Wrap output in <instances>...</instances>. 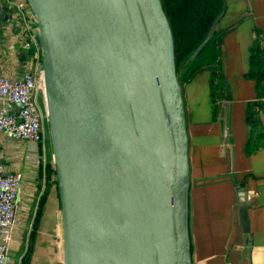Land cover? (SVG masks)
Wrapping results in <instances>:
<instances>
[{"label": "water", "instance_id": "water-1", "mask_svg": "<svg viewBox=\"0 0 264 264\" xmlns=\"http://www.w3.org/2000/svg\"><path fill=\"white\" fill-rule=\"evenodd\" d=\"M28 2L42 50L64 264H192L186 110L162 0ZM229 101L220 120L233 171ZM239 189L247 207L248 188ZM244 245L249 252L248 233Z\"/></svg>", "mask_w": 264, "mask_h": 264}, {"label": "crops", "instance_id": "crops-1", "mask_svg": "<svg viewBox=\"0 0 264 264\" xmlns=\"http://www.w3.org/2000/svg\"><path fill=\"white\" fill-rule=\"evenodd\" d=\"M206 1L222 8L217 29L219 60L230 97L229 140L235 146L236 160L231 171L223 121L215 115L212 102L213 70L202 67L182 83L189 140L191 263L264 264V101H259L257 80L250 73L254 47L258 41L264 47V0ZM0 9L4 12L0 17V76L19 77L38 62L22 46L23 22L16 10L5 0H0ZM251 113L257 119L254 123ZM0 163L7 172L22 174L16 219L6 235L12 254L8 264H23L29 249L30 264H64L53 151L44 142L37 150L1 134ZM239 187L248 188L247 207H242ZM247 233L252 246L245 253Z\"/></svg>", "mask_w": 264, "mask_h": 264}, {"label": "built area", "instance_id": "built-area-1", "mask_svg": "<svg viewBox=\"0 0 264 264\" xmlns=\"http://www.w3.org/2000/svg\"><path fill=\"white\" fill-rule=\"evenodd\" d=\"M5 2L16 10V15L22 20V46L34 50L38 65L19 77L0 76V135L18 138L38 150L43 141V114L38 97V68L41 70L42 50L36 23L32 11L27 12L30 7L28 0ZM21 183L20 172H7L0 163V264H8L12 260L6 235L16 219Z\"/></svg>", "mask_w": 264, "mask_h": 264}, {"label": "trees", "instance_id": "trees-1", "mask_svg": "<svg viewBox=\"0 0 264 264\" xmlns=\"http://www.w3.org/2000/svg\"><path fill=\"white\" fill-rule=\"evenodd\" d=\"M173 0L171 6H174ZM182 6L185 8L188 13V19L192 22L193 27L196 31V36L191 42V46H195L207 32L208 28L210 27L213 19L215 16L220 12L222 9L220 6H210L208 5V1L206 0H179L177 6ZM175 7V6H174ZM183 14V13H182ZM219 37L218 32L216 31L213 37L209 40L207 45L201 52H207L208 50L211 51V55L208 57L202 58L198 60L196 63L192 64L188 70L184 73L185 80L189 79L195 72L200 70L202 67H209L210 65L216 62L215 59H219L220 50H215V40ZM257 46L254 47L252 55H251V66H250V73L254 76L257 80V91L259 101H264V47L261 46L260 41L257 42ZM220 44V37L218 41V45ZM220 49V46H219ZM30 52H34L33 49L29 50ZM214 58V61H213ZM220 63V60H219ZM217 66V67H216ZM212 67V102L215 108V115H220L222 110V102L224 101L225 97L227 96V89H226V80L225 74L222 69L221 63ZM262 102H259L263 105ZM251 122H256L257 119L254 116V113L250 114ZM256 120V121H255Z\"/></svg>", "mask_w": 264, "mask_h": 264}, {"label": "rangeland", "instance_id": "rangeland-1", "mask_svg": "<svg viewBox=\"0 0 264 264\" xmlns=\"http://www.w3.org/2000/svg\"><path fill=\"white\" fill-rule=\"evenodd\" d=\"M172 2H173V0H162L163 8H164L165 13L167 15V18L169 20L171 30H172L173 39H174L176 72L178 75V79L182 85V83L185 80V78H183L184 73L188 70V68L192 64L196 63L198 60H201L202 58H205V57H208L210 59V57H209L211 55L210 50H208L207 52H204V54H202V56L200 55L202 50L204 49V47L207 45L206 44L203 47V49L200 51L198 56L190 64H188V62L191 60L195 51L199 48V46L202 44V42L204 41V39L208 35L210 28H211V25L208 28L207 32L204 34L203 38L195 46L192 47L191 42L193 41V39L196 36V31L193 27L192 22L188 19L189 13L182 6H180V5L177 6L179 0H176L174 2L175 7L171 6ZM218 41H219V37H217L215 40V50L216 51L219 50ZM215 60H216V62L213 64V66L219 65L220 64L219 59L217 58ZM213 61H214V58H213ZM213 66L210 65L209 67L212 68ZM38 77L40 78L39 79V100H40V105H41L42 114H43V117H42L43 118V120H42L43 141L42 142L45 143L46 147H48V149H50V151L51 150L53 151L52 128H51V123L49 121L50 117L48 114L46 99L44 97V82H43L42 72H41L40 68H38ZM31 251L32 250L29 249V251L27 252L26 259L23 260V264H30V262H31V258H30ZM14 261H16V258L14 259ZM16 263H17V261H16Z\"/></svg>", "mask_w": 264, "mask_h": 264}, {"label": "bare ground", "instance_id": "bare-ground-1", "mask_svg": "<svg viewBox=\"0 0 264 264\" xmlns=\"http://www.w3.org/2000/svg\"><path fill=\"white\" fill-rule=\"evenodd\" d=\"M52 112H53V110H52Z\"/></svg>", "mask_w": 264, "mask_h": 264}]
</instances>
